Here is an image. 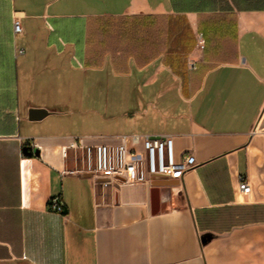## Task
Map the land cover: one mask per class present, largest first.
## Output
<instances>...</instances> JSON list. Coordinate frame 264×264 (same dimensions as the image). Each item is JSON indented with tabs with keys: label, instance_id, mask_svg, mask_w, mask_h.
Returning a JSON list of instances; mask_svg holds the SVG:
<instances>
[{
	"label": "crops",
	"instance_id": "obj_1",
	"mask_svg": "<svg viewBox=\"0 0 264 264\" xmlns=\"http://www.w3.org/2000/svg\"><path fill=\"white\" fill-rule=\"evenodd\" d=\"M106 68L150 105L140 135L193 155L180 179L66 172ZM262 119L264 0H0V264H264Z\"/></svg>",
	"mask_w": 264,
	"mask_h": 264
},
{
	"label": "built area",
	"instance_id": "obj_2",
	"mask_svg": "<svg viewBox=\"0 0 264 264\" xmlns=\"http://www.w3.org/2000/svg\"><path fill=\"white\" fill-rule=\"evenodd\" d=\"M14 33L20 32L17 19L13 20ZM37 147V146H36ZM71 156L78 165L66 172L87 174L99 184L137 185L146 182V175H168L180 179L195 166V159L185 153L177 159L174 139L170 135H117L106 138L76 137L61 149L64 159ZM65 172V171H64ZM240 193H249L245 177L238 178ZM49 209L62 212L57 197L48 202Z\"/></svg>",
	"mask_w": 264,
	"mask_h": 264
},
{
	"label": "rangeland",
	"instance_id": "obj_3",
	"mask_svg": "<svg viewBox=\"0 0 264 264\" xmlns=\"http://www.w3.org/2000/svg\"><path fill=\"white\" fill-rule=\"evenodd\" d=\"M139 85L135 84L136 90ZM125 87L126 83L113 78L107 68L99 73L85 72L83 104H79L78 113L73 116L79 137L140 135L141 129L148 125L142 118V110L151 108L138 93L126 92ZM69 108L75 109L71 105Z\"/></svg>",
	"mask_w": 264,
	"mask_h": 264
},
{
	"label": "water",
	"instance_id": "obj_4",
	"mask_svg": "<svg viewBox=\"0 0 264 264\" xmlns=\"http://www.w3.org/2000/svg\"><path fill=\"white\" fill-rule=\"evenodd\" d=\"M46 114L47 113L44 110L30 109L28 116L30 120H39L43 118ZM263 127H264V119L260 121L258 128H263ZM22 151L24 155H28V156L33 153V150L30 147H24Z\"/></svg>",
	"mask_w": 264,
	"mask_h": 264
}]
</instances>
